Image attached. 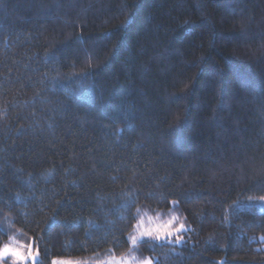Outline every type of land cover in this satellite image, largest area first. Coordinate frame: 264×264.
<instances>
[{"label":"trees","instance_id":"obj_1","mask_svg":"<svg viewBox=\"0 0 264 264\" xmlns=\"http://www.w3.org/2000/svg\"><path fill=\"white\" fill-rule=\"evenodd\" d=\"M172 200L154 264H264V0H0V215L36 264Z\"/></svg>","mask_w":264,"mask_h":264},{"label":"rangeland","instance_id":"obj_2","mask_svg":"<svg viewBox=\"0 0 264 264\" xmlns=\"http://www.w3.org/2000/svg\"><path fill=\"white\" fill-rule=\"evenodd\" d=\"M184 216L178 208V203L175 200L171 201V205L165 209H147L142 208L138 211L137 222L134 226L133 232L129 235V249L122 254H115L113 252L104 251L81 258H54V261L59 264H154V259L147 257L142 251H138L136 243L143 238H150L156 240H165L173 236H177L179 232L187 229ZM1 227L6 231L10 239L14 237L16 241H23L24 251H29L30 248L35 249L34 243L30 236L24 234L22 231L12 227L11 218L0 215ZM147 229H152L151 235L146 234ZM12 231V232H11ZM15 231V232H14ZM160 231H164V235H159ZM181 240L177 238L179 243ZM264 245V244H263ZM19 246V244H17ZM10 262H21L22 264H33L29 257L25 261H15L11 254L8 255ZM4 258V257H3ZM38 260L36 257L35 264ZM1 262V260H0Z\"/></svg>","mask_w":264,"mask_h":264},{"label":"clouds","instance_id":"obj_3","mask_svg":"<svg viewBox=\"0 0 264 264\" xmlns=\"http://www.w3.org/2000/svg\"><path fill=\"white\" fill-rule=\"evenodd\" d=\"M146 231L151 232L152 229H147ZM17 244H19V246H17ZM0 250L11 251L15 261H24V257L27 254V252L24 251L23 241H16L14 237L11 241H4V245Z\"/></svg>","mask_w":264,"mask_h":264},{"label":"snow or ice","instance_id":"obj_4","mask_svg":"<svg viewBox=\"0 0 264 264\" xmlns=\"http://www.w3.org/2000/svg\"><path fill=\"white\" fill-rule=\"evenodd\" d=\"M146 234L151 235L153 234L152 232H147ZM159 235L163 236L164 235V231H160ZM9 254L13 255V253L11 251H3L0 250V260L3 259V257L8 256ZM39 255V249L35 248L32 249L30 248L29 251H27V254L24 257V261L27 260L29 257L32 259L33 264H35V260L36 257ZM54 264H59V262L54 261Z\"/></svg>","mask_w":264,"mask_h":264}]
</instances>
